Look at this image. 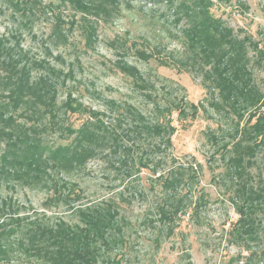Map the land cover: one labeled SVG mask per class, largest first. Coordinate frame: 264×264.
<instances>
[{"label": "rangeland", "instance_id": "374dc122", "mask_svg": "<svg viewBox=\"0 0 264 264\" xmlns=\"http://www.w3.org/2000/svg\"><path fill=\"white\" fill-rule=\"evenodd\" d=\"M14 1L0 0V37L11 45L17 38L25 61L39 63L33 75L57 83L58 105L71 96L98 112L104 132L93 158L52 173L60 185L77 188L78 199L45 208L51 192L42 186L12 190L3 184L0 193L69 224L79 223L78 208L110 206L122 229L123 244L111 253L120 264H264V203L254 215L260 220L257 240L230 234L238 218L230 199L239 184L249 180L259 193L260 180L264 194V144L250 159L244 151L252 142L242 133L250 114H264L263 64L251 67L263 104L235 114L218 97L217 80H204L211 68L188 52L186 18L174 20L180 0H113L106 6L109 15L100 16L63 0H22L19 9ZM212 3L211 13L225 27L250 39V63L257 61L254 41L264 49V0ZM211 102L220 103L218 112ZM87 118L67 113L64 123L78 128ZM47 136L54 144L71 140L59 131ZM236 157L243 159L242 179L229 171H236ZM173 197L178 214H159L163 201Z\"/></svg>", "mask_w": 264, "mask_h": 264}, {"label": "trees", "instance_id": "16d2710c", "mask_svg": "<svg viewBox=\"0 0 264 264\" xmlns=\"http://www.w3.org/2000/svg\"><path fill=\"white\" fill-rule=\"evenodd\" d=\"M63 1H68L84 14L97 16L109 15L106 6L114 2ZM161 1L172 4L175 0ZM23 2L15 0L13 3L19 9ZM212 5V0L178 2L174 20L178 23L186 18L187 26L182 30V36L188 52L199 57L201 65L211 68V72L205 73L204 80L210 83L217 80L218 97L229 101L235 114L245 109H258L263 104V96L253 82L251 67L262 63L264 68V49H258L260 42L254 41L257 61L254 59L251 64L246 50L250 39L237 38L232 29L225 27L211 13ZM139 54L144 57V53ZM37 66L39 63L25 61L17 38L11 45L5 37H0V188L3 184L12 190L15 186H42L51 192L43 203L45 208H50L80 196L77 188H67L65 183L60 185V179L52 173L72 171L93 158L103 139L98 134L104 131L98 127V112L82 106L71 96L58 105L57 83L48 75L34 76L32 69ZM210 105L216 112L220 110V103L211 102ZM61 113L64 119H61ZM67 113H84L88 118L78 128H73L64 123ZM49 131H59L60 136L65 135L71 140L65 145L54 144L47 136ZM249 131L253 132L252 136H248ZM242 133L248 142H252L250 149L245 148L244 156L252 159L255 156L253 151L264 144V114H250ZM241 145V142L235 143V149ZM242 162L239 157L232 161L236 170H229L232 177L242 179ZM249 183V180L247 184L240 183L236 197L230 199L238 214L230 234L238 240L242 236L258 239L260 220L254 215L259 211L258 204L264 203V194L260 180L259 193H255ZM174 201H177L175 197L165 199L163 206H159V214L161 212L164 217L177 215ZM112 210L107 205L99 210L98 206L78 208L79 223L69 224L62 218L53 219L44 212L25 209L12 195L4 197L0 193V264H99L100 261L120 264L121 258L111 257L116 247L123 244L122 229ZM262 252L264 248L259 251L260 257ZM256 255L257 252L252 254Z\"/></svg>", "mask_w": 264, "mask_h": 264}]
</instances>
